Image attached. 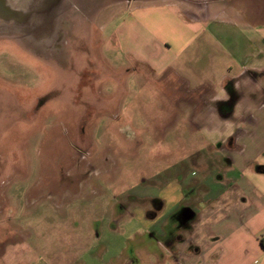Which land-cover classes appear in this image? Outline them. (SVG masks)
Returning a JSON list of instances; mask_svg holds the SVG:
<instances>
[{
	"label": "rangeland",
	"instance_id": "374dc122",
	"mask_svg": "<svg viewBox=\"0 0 264 264\" xmlns=\"http://www.w3.org/2000/svg\"><path fill=\"white\" fill-rule=\"evenodd\" d=\"M214 6L242 36L264 0H63L0 22V264H154L159 243L228 213L235 124L203 121L192 89L239 63V40L232 56L202 32Z\"/></svg>",
	"mask_w": 264,
	"mask_h": 264
},
{
	"label": "crops",
	"instance_id": "0c3cea01",
	"mask_svg": "<svg viewBox=\"0 0 264 264\" xmlns=\"http://www.w3.org/2000/svg\"><path fill=\"white\" fill-rule=\"evenodd\" d=\"M261 14L260 23L246 21V30L242 36L223 32L233 24L231 18L234 15L215 6L208 11L207 18L205 17L207 20L204 22L208 27L201 25L203 34L210 32L215 37L227 39L232 48L230 55L235 54L237 40L241 46L240 55L234 58L235 61H239L236 69L228 60L226 72L215 77L212 82L195 83L192 88L199 93V90H202L199 99L207 110L203 121L230 125L229 130L232 124H235L234 131L226 135L223 150L229 154L230 161L225 173L228 176L235 173L237 179L233 182L237 193L222 201L228 206V213L218 217L208 231H200L199 224L195 222L186 241L172 242L168 245L164 242L159 243L161 249L155 260H152L154 264L262 263L260 260L264 258V244L261 241L264 237V7ZM174 20L178 21L177 18ZM187 24L190 26V22ZM196 25L200 23L197 22ZM155 64L156 62L151 61L148 65L152 70L161 73L164 66L160 67V70ZM182 79L186 84H193L185 75H182ZM215 83L220 85L222 94L216 91ZM208 92L211 93L210 97L207 96ZM190 105L195 114L199 104L194 101ZM187 213L191 218L194 217L193 211ZM201 216L203 222L206 216L202 213Z\"/></svg>",
	"mask_w": 264,
	"mask_h": 264
},
{
	"label": "water",
	"instance_id": "95a60500",
	"mask_svg": "<svg viewBox=\"0 0 264 264\" xmlns=\"http://www.w3.org/2000/svg\"><path fill=\"white\" fill-rule=\"evenodd\" d=\"M63 0H51L47 4V11L56 8L57 5H61ZM42 7V6H41ZM39 12L38 9L31 11H24L19 8L13 7L10 0H0V19L4 21H19L29 24L31 17L34 13ZM186 216L188 213L186 212Z\"/></svg>",
	"mask_w": 264,
	"mask_h": 264
},
{
	"label": "flooded vegetation",
	"instance_id": "af4514ba",
	"mask_svg": "<svg viewBox=\"0 0 264 264\" xmlns=\"http://www.w3.org/2000/svg\"><path fill=\"white\" fill-rule=\"evenodd\" d=\"M10 1H12V2H14V1H16V0H10ZM49 1H51V0H44L43 1V5H45L44 7H39V8H36V9H38L39 10V12H37L39 15H43V14H45L46 12H47V4H48V2ZM35 8H33V10H34ZM0 22H2V24H4V23H8L9 25H12L13 23H15V24H17V25H25L26 27H28V24H26V23H23L21 20H19V21H11V22H9V21H4V20H1L0 19ZM29 35V33H28V31H27V34H26V36H28ZM48 47L50 48V49H52V51H53V47H51L50 46V44L48 45ZM55 54H56V52H55ZM56 57L59 59V57H58V55L56 54Z\"/></svg>",
	"mask_w": 264,
	"mask_h": 264
},
{
	"label": "trees",
	"instance_id": "16d2710c",
	"mask_svg": "<svg viewBox=\"0 0 264 264\" xmlns=\"http://www.w3.org/2000/svg\"><path fill=\"white\" fill-rule=\"evenodd\" d=\"M262 243L264 244V237L261 238Z\"/></svg>",
	"mask_w": 264,
	"mask_h": 264
},
{
	"label": "bare ground",
	"instance_id": "6f19581e",
	"mask_svg": "<svg viewBox=\"0 0 264 264\" xmlns=\"http://www.w3.org/2000/svg\"><path fill=\"white\" fill-rule=\"evenodd\" d=\"M27 31H28V29H27Z\"/></svg>",
	"mask_w": 264,
	"mask_h": 264
},
{
	"label": "clouds",
	"instance_id": "9594fccd",
	"mask_svg": "<svg viewBox=\"0 0 264 264\" xmlns=\"http://www.w3.org/2000/svg\"><path fill=\"white\" fill-rule=\"evenodd\" d=\"M226 98V97H225Z\"/></svg>",
	"mask_w": 264,
	"mask_h": 264
}]
</instances>
